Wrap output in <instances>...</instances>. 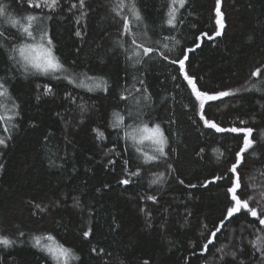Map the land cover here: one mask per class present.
Segmentation results:
<instances>
[{
  "label": "trees",
  "instance_id": "16d2710c",
  "mask_svg": "<svg viewBox=\"0 0 264 264\" xmlns=\"http://www.w3.org/2000/svg\"><path fill=\"white\" fill-rule=\"evenodd\" d=\"M5 2L17 15L28 11L17 0ZM63 2L66 9L75 0ZM137 4L150 26L149 36L154 40L174 36L180 41H167L171 52L162 49L168 61L145 59L135 67L126 62L114 43L119 34L110 0H86L88 13L83 27L66 10L48 21L62 62L74 73L103 77L108 81V92H89L66 81L26 76L8 59L12 42L0 38L7 46L0 47V76L13 77L8 83L21 113L12 139L6 147L0 146V231L16 240L11 247L0 245V264H53L33 247L31 239L47 233L80 256L73 264H233L230 256L220 261L217 249L231 251L237 245L246 262L264 264V256L249 243L254 239L253 223L264 226L244 210L226 222L213 244L202 251L210 232L231 206L227 190L235 176L230 167L244 134L206 128L178 65L170 62L180 57L182 50L194 48L187 53L186 71L197 78L198 87L210 93L234 92L206 106L205 115L224 128L256 130L254 150L245 153L237 169L241 183L237 194L241 199L251 196L250 206L264 208V92L244 90L249 81L257 80L250 76L257 67L264 78V0H221L225 28L221 36L211 40L198 38L218 30L216 0H187L179 13L183 22L174 31L164 23L167 0H137ZM78 29L83 36L75 35ZM196 43L200 47L196 48ZM134 76L143 78L152 96V117L173 121L171 132L165 129L170 141L166 151L171 159L167 163L173 168L167 169L164 162L143 165L139 177L122 185L118 181L128 178V172L143 161L134 149L124 151L125 142L109 124L114 110H135L131 100L126 105L119 99L125 88V95H138L135 89L141 85ZM49 83L54 96L43 94V86ZM66 92L72 93L75 103L68 100ZM163 97L168 99L162 103ZM79 105L87 110L82 112ZM144 111L149 118L148 110ZM237 118L248 123L241 125ZM9 127L11 130L10 123ZM97 128L106 139H98L93 131ZM0 135L4 133L0 131ZM45 136L49 138L45 140ZM145 150L151 152L146 146ZM50 160L54 162L51 165ZM160 172L165 173L162 181L151 184L153 173ZM216 176L221 179L208 182ZM149 196L156 200L147 199ZM76 200L81 207L75 206ZM89 227L92 236L85 239L82 233ZM20 231L24 236L18 235ZM93 247L98 253L90 251Z\"/></svg>",
  "mask_w": 264,
  "mask_h": 264
},
{
  "label": "snow or ice",
  "instance_id": "6c2138e0",
  "mask_svg": "<svg viewBox=\"0 0 264 264\" xmlns=\"http://www.w3.org/2000/svg\"><path fill=\"white\" fill-rule=\"evenodd\" d=\"M186 2L187 0H167V9L164 12V23L169 26V31L176 30L178 23L183 22L182 19H179V13L180 9L184 8ZM17 3L21 7H26L28 11L17 15L15 14V10H10L11 5L9 3H6L5 0H0V38L12 42V47L7 49L9 52L8 59L18 65L22 69L23 74L26 76H45L49 77L50 80L66 81L69 85H74L76 88H84L89 92L97 90L103 92L109 91L108 81L103 77L90 76L87 72L74 73L71 68L62 62L61 56L57 55V44L54 41L48 24V21L53 19L54 14L66 10L75 17L76 23L81 24V27H83L82 21L85 20L88 13L86 0L69 2L66 9L63 0H17ZM45 10H48L47 13H45ZM77 12L79 13L78 15ZM110 12L112 13V19L116 23L119 34L114 42L115 46L123 51L126 62L132 67L143 64L145 59L162 58L168 61L169 56L162 49H167L168 52H171L173 49L167 41H173L174 44L180 43L174 36H162L161 39L157 40L149 36L150 26L145 23L137 0H110ZM215 15V24L218 25V30L212 36H209L208 33H202L198 39L207 38L211 40L222 35L225 23L224 13L221 11V0H216ZM160 27H163V25ZM75 35L81 37L84 33L78 29L75 31ZM0 47L7 46L0 43ZM195 47H200V44L196 43ZM194 50V48L182 50L180 57L172 59L170 62L178 65V72L182 74L183 80L186 81L187 86L191 90V94L195 97L197 103L193 107L194 109H198L197 114L200 120L206 128L214 129L218 133L244 134L242 137V147L235 154V162L230 167V172L235 176L232 187L227 190L231 194V206L226 208L224 217L218 222L215 230L210 232L207 242L203 244L202 251L206 252L209 245L213 244L214 240H216L217 234L221 233L222 228L226 226V222L230 223L231 219L237 214H240L242 210H244L245 215L256 218V222L260 226H264V208L258 210L259 206H250V201L253 199L251 196L247 199H241L240 195L237 194L238 190L241 189L237 169L242 165L245 159V153L249 150H254L256 140L252 137L256 130L252 127L244 126L224 128L215 121L207 118L205 115L206 106L211 107L212 102L232 96L234 92L212 91L210 93L209 91H202L198 87L197 78L189 75L188 71H186V61L189 59L187 53ZM250 76L256 77L257 80L255 82L249 81V87L244 90L264 92V78H262L261 68L257 67L255 71L250 73ZM12 79L13 77L11 76H0V131L4 133V135H0V146L5 147L12 139V132L19 127L15 121L21 114L20 104L12 96L10 91L8 81ZM133 80L138 81L141 85L139 89H135L138 95L132 96L131 93L125 95L124 93L128 91L125 88L119 94V99L124 101L126 105L131 100L136 105L135 110L132 107H126L123 111L114 110L112 113L114 120L109 124V127L117 129V138L125 142L124 151L134 149L136 153L140 154V158L143 161V164L138 166L135 171L128 172V178L118 181L122 185L132 183V177H139L143 171V165L159 166L161 162H164L167 169L173 168L171 163H167L171 159L169 151H166L169 148L170 141L169 135L165 131L167 128L168 132H171L173 121L161 122L152 117V96L148 92L147 85L142 77L137 78L134 76ZM177 87H179V84H177ZM235 91H240V89ZM43 94L49 96L55 95L51 83L43 86ZM65 95L70 102L75 103L76 98L71 92H66ZM37 99H39V96ZM167 99L168 97H163L161 102L163 103ZM79 107L82 112L87 110L85 105H79ZM144 109L148 110L147 115L149 118L147 119L145 118L146 113ZM237 119L241 125L248 123L247 121L239 120V118ZM9 123L11 124V130ZM33 126L35 127V125ZM93 131L97 133L98 139H106L104 132L99 128L93 129ZM48 138V136L44 137L45 140ZM146 144L151 148V152L145 150ZM49 163L51 165L54 162L50 160ZM109 163L114 162L109 161ZM125 164H127V161H125ZM2 168L3 165L0 164V169ZM153 175L155 179L151 181V184L154 185L162 181L165 173H153ZM220 179L221 177L216 176L212 181L208 182L211 183ZM180 183L183 184L184 182L181 180ZM192 187L195 186L192 185ZM147 199L155 201L156 197L149 196ZM75 206L81 207L78 200H76ZM146 215L150 216L151 213H146ZM252 227L254 239L250 240L249 243L255 251H259L260 255L264 256V227H255V222ZM18 235L24 236V233L20 231ZM91 236L92 229L90 227L82 233V237L85 239ZM31 239L33 247L45 253L53 264H73V261L80 260V256L75 253L73 248L61 243L52 233L33 235ZM15 243L16 240H13L0 231V245L11 247ZM90 251L92 253H98L95 247L91 248ZM103 251V249L99 250V252ZM217 251L221 253L219 256L220 261H224L225 256H230L233 264H251L250 261L246 262L242 258L239 245L231 251H225L224 247L217 249ZM120 264H124V262L120 261ZM144 264H148V262L144 261Z\"/></svg>",
  "mask_w": 264,
  "mask_h": 264
},
{
  "label": "rangeland",
  "instance_id": "374dc122",
  "mask_svg": "<svg viewBox=\"0 0 264 264\" xmlns=\"http://www.w3.org/2000/svg\"><path fill=\"white\" fill-rule=\"evenodd\" d=\"M146 147H149L147 144L145 145ZM150 148V147H149Z\"/></svg>",
  "mask_w": 264,
  "mask_h": 264
}]
</instances>
